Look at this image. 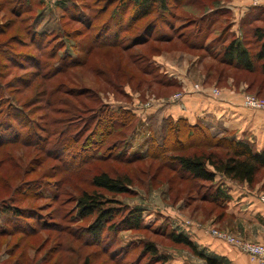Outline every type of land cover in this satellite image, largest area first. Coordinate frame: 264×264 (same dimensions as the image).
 I'll list each match as a JSON object with an SVG mask.
<instances>
[{
	"label": "rangeland",
	"instance_id": "374dc122",
	"mask_svg": "<svg viewBox=\"0 0 264 264\" xmlns=\"http://www.w3.org/2000/svg\"><path fill=\"white\" fill-rule=\"evenodd\" d=\"M8 1L0 0V91L6 97L1 103L0 95V207L23 209L24 216L1 233L0 264H154L143 251L146 241H155L159 251L169 255L171 264L182 258L192 262L198 253L173 243L168 236L171 231H188L187 227L204 229L216 239L208 231L264 247L229 229L234 224L231 195L224 205L202 199L222 186L218 178L212 183L189 182L181 179V171L171 162L163 161L164 153L160 156L154 151V157L144 158L148 155L150 121L158 127L163 117H174L167 114L169 105L184 97L178 92L181 98L173 100L177 89L162 88L156 83L160 78L184 74L187 82L199 83L197 91L212 87L215 95L230 87L241 90L243 100L248 95L264 100V91L259 93L263 82L259 73L254 76L237 68L225 70L217 59L232 35L226 34L225 14L208 15L209 20L217 19L211 29L199 23L204 9L216 8L214 0H204V7L188 0L174 10L177 16L164 15L173 23L175 37L181 34L183 38L163 48L154 43L137 46L132 41L155 18L162 31H171L158 19L162 16L157 8L149 19L123 32L118 47H102L114 31L129 25L133 14L125 12L121 26L110 23L123 0ZM224 2L233 0L219 5ZM250 7H254L251 1L243 12ZM204 34L205 51H191L182 43ZM248 38L246 34L245 40ZM156 47L161 50L155 51ZM14 99L23 106L18 107ZM8 100H13L12 104ZM120 107L137 113L136 133L124 130L125 136L117 130L106 141L101 135L92 137L99 117L108 108ZM187 116L192 124L198 120L210 124L198 116ZM223 127L214 126L213 130L220 132ZM189 138L181 135L180 143L187 144ZM101 139L104 142L99 144ZM117 142L126 144L121 157L133 161L114 159ZM177 143L171 140L169 146L178 148ZM101 172L132 178L134 184L125 194L99 193L108 199L109 206L123 210L116 216L117 222L128 209L140 208L146 229L117 233L106 229L99 241L89 236L87 230L97 216L79 218L76 202L83 193L95 191L91 180ZM256 182L254 186L264 191V171ZM224 191L228 193L226 188ZM15 227L19 233L12 232Z\"/></svg>",
	"mask_w": 264,
	"mask_h": 264
},
{
	"label": "trees",
	"instance_id": "16d2710c",
	"mask_svg": "<svg viewBox=\"0 0 264 264\" xmlns=\"http://www.w3.org/2000/svg\"><path fill=\"white\" fill-rule=\"evenodd\" d=\"M187 1L188 0H123L122 5L119 6V10L112 15L110 23L118 22L117 26H121L126 17V15H124L125 12V14H133L129 21V25L125 29H121L119 32L114 31L115 34L113 33V37H111V39L103 40L105 43L101 46L118 47L122 44L121 42L124 39L121 37L122 33L130 31L133 24L136 25L142 20L149 19L155 13L156 8L161 11L162 16L158 17V19L164 22V25L169 26L171 31H168V33L162 31L159 28L157 18H155L153 19L155 22L149 21L145 27L138 31L135 39L132 37V41H135V45L137 46L154 43L158 46L161 45L162 48L167 47V43L173 44L175 41L179 42V39L182 40L183 37L180 36L181 34L175 37L173 23L164 15L172 17L177 16V14L174 13V10L181 7V5H186V3H188ZM222 1L223 0H214L217 4L216 8L208 7L204 9L203 14L200 16L199 23L201 25L206 24V27L211 29L214 25L212 21L217 19L214 17L215 19L210 18L209 20L208 15L219 16L225 14L227 16L226 22H228V25L225 30L226 34L229 36L232 35V39L229 43L227 42V45L221 47L222 51L219 54L220 57H217V59L225 70L237 68L246 74L254 76L259 73L263 80L259 88V93H262V91H264V7L262 6L259 9H257V7H252L248 12L244 13L240 18L239 27L236 32L233 29L234 13L227 7L229 2H224L219 5V2ZM8 2L13 4L12 0H9ZM189 2L194 6L195 4H199L200 7L205 6L204 0H189ZM250 10H258L260 15L251 16L253 15V12L251 13ZM120 12H123L121 17ZM258 17H261L262 22H258ZM16 18L17 20H20L19 17ZM11 22H14V25L17 23L16 21ZM110 23H108L107 26H109ZM246 28L248 30H246ZM245 33L249 34L250 37L247 40H245ZM205 37L206 34L199 38L197 37V40L190 41L189 43L183 41L182 43L183 45L186 44L185 46L189 45L191 51H205V47H207L205 44ZM132 41L130 42L132 43ZM251 45L253 47H251ZM156 49H160V47L154 48V50L158 52ZM143 60L145 59L143 58ZM37 64H39V62H37ZM156 83L167 90L176 88V93L181 91L179 81L173 77H170V79L167 80L160 78ZM252 83L253 82L249 84L250 87ZM3 94L4 91H0L1 98H3L1 103L6 102V97H4ZM171 97L167 99H170ZM7 102L12 104L13 100H8ZM14 103L18 105V107L23 106L20 105V102L18 101H15ZM19 114L23 115L22 112ZM137 116L138 115L135 111L133 112L132 109H126L125 107H120L118 110L108 108L107 111L103 113V116L99 117L101 120L96 123L95 127V131L97 132L94 134V131L92 137L101 135L103 140L106 141L110 136L115 135L117 130H121L122 133L124 130H132L131 135H133L138 128L135 125L138 120ZM18 117L21 118L24 116ZM13 119L15 118H12V120ZM150 122L151 130L148 139V155L144 158L154 157L156 155L153 154L154 151L158 152L159 155L164 153L162 155L163 161L171 162V165H173L174 168L181 171V179L193 183H212L216 181L217 178H224L238 184H247L250 187H253L258 183L256 182L257 178L264 171V148L258 150L253 142L246 139H238L234 132L224 127L222 131L217 132L209 125L202 124L201 120L192 124L188 118L184 117H180L178 120L174 117H163L161 119V125L158 127L152 124L153 121ZM100 130L101 133H99ZM124 135L127 136V134ZM181 135H188L190 137L187 144L182 145V143H180ZM103 140L101 139L99 144L104 142ZM171 140H174L175 142L178 140L179 143L177 144H179V147L173 148L171 147L172 145L169 146V141ZM93 142L94 144H98L96 140ZM120 144L121 143L117 142L114 147L117 149L114 159L122 160L124 162L133 161L129 160L130 158L124 159L121 157L123 146L126 144ZM70 148H72V146ZM190 149H194V151L192 153H187ZM167 151L173 152V155L165 156V152ZM144 158L142 157L137 160H142ZM91 182L95 191L93 193H83L76 202V215H78L79 218L85 220L93 215L97 216L94 224H92L87 230L91 238L99 241L101 233L106 229H109L114 233L123 230L141 231L146 229L147 225L143 221V213L140 208L135 207L128 209L117 222L116 216H119V212H123V210L109 206L108 199L99 193V191L103 190L113 196L125 194L134 184L131 177L128 175L112 177L106 172H101L94 175ZM212 190L213 191L210 195V192L205 193L202 199L213 202L214 204L218 203L219 205H224L230 199L229 193L224 191L221 187ZM20 215L24 216L23 209H17L16 207L11 206L0 207V219H2V223H0V235L1 233L4 234V232L8 231L6 226L12 225L13 220H19ZM25 217L34 219L33 216L26 215ZM12 232L19 233L20 231L18 227H15L12 229ZM31 233V235L35 234V230H32ZM168 236L173 243L184 245L191 251L200 254L195 243L183 231L180 233L171 231ZM143 251L146 255L151 256L150 259L154 264H171L169 255L160 252L155 241L144 242ZM16 264L18 263L16 262Z\"/></svg>",
	"mask_w": 264,
	"mask_h": 264
},
{
	"label": "crops",
	"instance_id": "0c3cea01",
	"mask_svg": "<svg viewBox=\"0 0 264 264\" xmlns=\"http://www.w3.org/2000/svg\"><path fill=\"white\" fill-rule=\"evenodd\" d=\"M248 2L250 1L233 0L232 3L227 5L234 14L236 13V19L235 15L233 18V29L236 32L240 18L244 14L243 11L246 9L244 7L247 6ZM254 7L259 9L262 6ZM250 11L253 12L251 16L260 15L258 10ZM257 19L258 22H262L261 17ZM168 72L171 71L168 70ZM169 75L179 81L181 85L180 92L184 97L182 101L169 105L171 108L167 110L168 115H174V118H186L189 114L198 116V118L203 119V122L212 124L213 127L209 124L211 128L223 125L224 128L234 132L238 139L253 142L258 150L264 148V112L245 108L241 90L230 87L223 88L220 93L214 95L212 87L203 86L205 90H195V86L199 83L187 82L188 77L184 74L182 76L178 74ZM203 113H205L204 116H202ZM218 179L222 184V189L226 188L232 197L231 199H233L234 206L231 214L234 224L230 225L229 229L244 238L264 244V203L260 200V197L264 195V191L258 186L250 187L247 184H238L228 179ZM187 228L189 230L184 231V233L195 243L200 254L193 255L196 260L192 262L182 258L174 262L175 264H257L247 254L210 236L204 229Z\"/></svg>",
	"mask_w": 264,
	"mask_h": 264
},
{
	"label": "built area",
	"instance_id": "2783aa9c",
	"mask_svg": "<svg viewBox=\"0 0 264 264\" xmlns=\"http://www.w3.org/2000/svg\"><path fill=\"white\" fill-rule=\"evenodd\" d=\"M252 6H263L264 0H250ZM218 93V92H217ZM181 93L176 94L173 100H179L181 98ZM243 105L247 108L259 109L264 111V100L257 99L253 96H246L243 100ZM264 203V197L260 199ZM189 224V223H188ZM213 234L218 239L236 247L243 253L250 255L257 264H264V247L262 245L252 244L244 241L237 240L229 235L221 234L215 230L208 231Z\"/></svg>",
	"mask_w": 264,
	"mask_h": 264
}]
</instances>
